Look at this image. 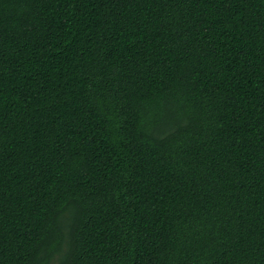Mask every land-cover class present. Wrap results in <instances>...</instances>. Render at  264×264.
<instances>
[{
    "label": "trees",
    "instance_id": "obj_1",
    "mask_svg": "<svg viewBox=\"0 0 264 264\" xmlns=\"http://www.w3.org/2000/svg\"><path fill=\"white\" fill-rule=\"evenodd\" d=\"M0 264H264V0H0Z\"/></svg>",
    "mask_w": 264,
    "mask_h": 264
}]
</instances>
